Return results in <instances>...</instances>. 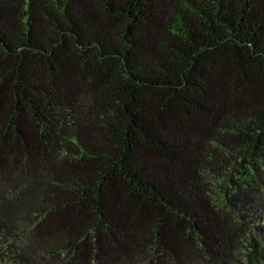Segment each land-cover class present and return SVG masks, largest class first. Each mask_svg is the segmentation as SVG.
<instances>
[{
    "label": "trees",
    "instance_id": "1",
    "mask_svg": "<svg viewBox=\"0 0 264 264\" xmlns=\"http://www.w3.org/2000/svg\"><path fill=\"white\" fill-rule=\"evenodd\" d=\"M0 252L264 264V0H0Z\"/></svg>",
    "mask_w": 264,
    "mask_h": 264
},
{
    "label": "rangeland",
    "instance_id": "2",
    "mask_svg": "<svg viewBox=\"0 0 264 264\" xmlns=\"http://www.w3.org/2000/svg\"><path fill=\"white\" fill-rule=\"evenodd\" d=\"M0 260L2 261H5L6 264H13V259H12V256L8 253H4V255H1V252H0Z\"/></svg>",
    "mask_w": 264,
    "mask_h": 264
},
{
    "label": "clouds",
    "instance_id": "3",
    "mask_svg": "<svg viewBox=\"0 0 264 264\" xmlns=\"http://www.w3.org/2000/svg\"><path fill=\"white\" fill-rule=\"evenodd\" d=\"M20 248L23 250V249H26V247H27V242L26 241H22L21 243H20ZM0 264H6V262L5 261H2V260H0Z\"/></svg>",
    "mask_w": 264,
    "mask_h": 264
}]
</instances>
